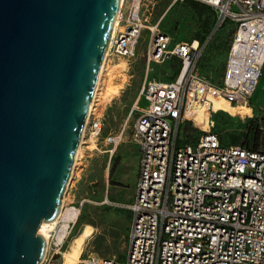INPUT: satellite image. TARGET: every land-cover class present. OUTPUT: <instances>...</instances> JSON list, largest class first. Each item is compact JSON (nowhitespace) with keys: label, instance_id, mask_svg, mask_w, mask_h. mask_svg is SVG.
Returning a JSON list of instances; mask_svg holds the SVG:
<instances>
[{"label":"built area","instance_id":"1","mask_svg":"<svg viewBox=\"0 0 264 264\" xmlns=\"http://www.w3.org/2000/svg\"><path fill=\"white\" fill-rule=\"evenodd\" d=\"M144 1L122 0L103 58L136 56L142 32L149 33L146 74L132 107L131 141L139 152L135 195L132 202L120 203L130 211L126 257L88 254L80 264H264V148L225 144L212 129L215 99L248 104L258 85L264 67V0H199L214 8L215 30L232 25L219 83L199 69L209 37L174 40L160 27L161 19L151 18ZM172 58L180 61L175 78L148 79L154 65ZM143 98L146 105L140 104ZM94 106L95 99L86 134L102 128ZM199 112L208 115L205 125L197 120ZM188 122L199 131L181 141L180 129ZM124 134L123 128L105 136L111 154ZM71 207L62 203L46 236L44 260L62 249L75 220L64 214Z\"/></svg>","mask_w":264,"mask_h":264},{"label":"water","instance_id":"2","mask_svg":"<svg viewBox=\"0 0 264 264\" xmlns=\"http://www.w3.org/2000/svg\"><path fill=\"white\" fill-rule=\"evenodd\" d=\"M122 0H0V264H41Z\"/></svg>","mask_w":264,"mask_h":264},{"label":"rangeland","instance_id":"3","mask_svg":"<svg viewBox=\"0 0 264 264\" xmlns=\"http://www.w3.org/2000/svg\"><path fill=\"white\" fill-rule=\"evenodd\" d=\"M144 2V7H148L155 18L161 19L160 27L168 31L174 40H188L197 33L204 37L208 33L203 29L205 20H210V31L215 26L211 12L199 14L187 4H172V0ZM230 28V24H227L216 30L201 58V73L216 83L221 81L226 67L232 35ZM148 42L149 33L144 31L138 40L136 56L126 59L111 55L103 61L93 108L94 115L102 121V128L99 134L85 133L73 174L70 173L65 190V205H74L79 214L68 228V236L62 249L56 254L49 252L47 259L41 264H61L71 249L74 238L86 226L91 228V234L85 238L83 251L76 264H80V260L88 254L115 256L119 259L126 257L130 211L120 205V202L128 201L127 195L132 193L138 169V152L131 141L136 115L135 111L132 112V107L146 74L143 53ZM171 67L173 64L168 61L154 65L148 79L168 81L174 78ZM147 103L145 98L140 102L141 105ZM246 105L248 107L243 109L223 98L215 99L214 107L219 110L213 114L212 129L221 134L224 142H239L249 137L256 142L255 135L258 134L256 145L264 148V111L256 108L253 95ZM207 118V113L197 114V120L204 125ZM123 128L124 137L111 154L105 136ZM198 131L199 128L187 123V127L180 129L181 141H184V137L192 140L194 133ZM116 159L118 163L110 173ZM112 183L117 186H111Z\"/></svg>","mask_w":264,"mask_h":264},{"label":"crops","instance_id":"4","mask_svg":"<svg viewBox=\"0 0 264 264\" xmlns=\"http://www.w3.org/2000/svg\"><path fill=\"white\" fill-rule=\"evenodd\" d=\"M197 2H199L198 4L202 7V12L200 13L199 11H197L199 14H203V13H205V12H211V13H213V16H214V22H215V20H216V12H215V10H214V8L213 7H211L210 5H208V4H206V3H203V2H201V1H199V0H196ZM179 3H184V4H187L186 2H185V0H183V1H178ZM178 2H174V0H172V4H174V3H178ZM188 6H189V4H187ZM192 9H193V7H191ZM194 10V9H193ZM196 11V10H195ZM151 18L153 19V20H157V19H160V18H155L154 16H153V13H152V15H151ZM227 24H230V23H227ZM227 24H225V25H227ZM224 26V25H223ZM223 26H221V27H223ZM230 29H232V25L230 24ZM220 28V27H219ZM218 28V29H219ZM217 30V29H216ZM216 30H215V26H214V28H212L211 29V31H210V28H209V30L207 31L208 33L202 38V37H199V38H196V37H194L193 36V38H190V39H188V40H191V39H197V40H205L207 37H209V41H210V39L213 37V34H215V32H216ZM232 32V31H231ZM198 34V33H197ZM232 36V35H231ZM208 41V42H209ZM231 41V40H230ZM229 46H230V43H229ZM228 50H229V48H228ZM228 54V53H227ZM178 59H176V58H172L171 60H169L168 62L169 63H172L173 64V67H171V69H172V72H171V75H173V74H175L174 75V78L177 76V74H178V72H179V69H180V66H179V63H178V65H177V62L179 61H177ZM201 64H202V59L200 60V63H199V69H200V71H201ZM173 79V78H172ZM171 80V79H170ZM253 103H254V105L256 106V108L257 109H259V110H262V111H264V67H263V70H262V74H261V76H260V79H259V82H258V85H257V87H256V89H255V91H254V94H253ZM219 109H217L215 112H217ZM215 112H213V114L215 113ZM189 123V122H188ZM191 126H192V124L191 123H189ZM186 125V124H185ZM193 127V126H192ZM216 131V130H215ZM218 132V131H217ZM218 134H219V136H220V139H221V141L223 142V143H225V144H254V145H256V142L254 141V138H252V137H249L247 140H242V141H239V142H236V141H233V142H224L223 141V139H222V137H221V134L218 132ZM133 143V142H132ZM134 144V143H133ZM135 145V144H134ZM256 146H258V145H256ZM135 147H136V145H135ZM259 147H261V146H259ZM136 150H137V147H136ZM137 152H138V150H137ZM125 162V161H124ZM123 162V163H124ZM138 167H139V152H138ZM137 174H138V169H137V172H136V177H135V179H134V183H133V189H132V193L131 194H129V195H127V198H128V201H125V202H123V203H130V202H132L133 201V199H134V195H135V184H136V179H137ZM111 186H117V184H110ZM129 186H130V180H129ZM120 203H122V202H120Z\"/></svg>","mask_w":264,"mask_h":264},{"label":"bare ground","instance_id":"5","mask_svg":"<svg viewBox=\"0 0 264 264\" xmlns=\"http://www.w3.org/2000/svg\"><path fill=\"white\" fill-rule=\"evenodd\" d=\"M116 23H117V20H116V22L114 24L112 33H113L114 29H115ZM102 70H101V73H102ZM101 73H99L100 76L98 77V81H97L96 88H95V91H94V95H93V99H92L93 101L95 99L96 92H97V89H98V86H99ZM93 101H92V104L90 105V109H89V112H88L86 120H85V125H84L83 132H82V135H81V138H80V142H79V145H78L76 153H75V159H74L75 162L73 163L71 175L73 174V171H74V168H75V163L77 161V157H78L79 151H80L82 143L84 141V136H85L86 129H87V122H88V120L90 118V111L92 110ZM234 105L236 107H238V108H243V109L248 107V105H246V104H234ZM67 187H68V183H67L66 189H67ZM64 199H65V193H64V196H63V202H64ZM64 214H65L66 218H68V219H75L76 217H78L79 210L77 208L71 207L69 210H66L64 212ZM57 218H55L53 221H50V222H42L40 227H39V230L45 236H47L49 229L52 228L55 225V223L57 222ZM66 227H67V224L64 225V229H66ZM90 229L87 226L84 227V229L81 231V233L74 238V241H73V244L71 246V249H69L66 257L63 258V261L61 262V264H76L77 263L78 257L83 251V242H84L85 238L88 237L91 234V230Z\"/></svg>","mask_w":264,"mask_h":264},{"label":"trees","instance_id":"6","mask_svg":"<svg viewBox=\"0 0 264 264\" xmlns=\"http://www.w3.org/2000/svg\"><path fill=\"white\" fill-rule=\"evenodd\" d=\"M185 2L187 4H189L190 7H193L194 10L199 11L200 13L202 12V10H201L202 7L198 4L199 2H197L196 0H185ZM209 28H210V20H205L204 21V25H203V29L205 31H208ZM194 37H196V38L202 37L203 38V36H201L199 34H195ZM178 63H179V66H180V61L177 62V65H178ZM255 139H256V144H258V140H259V135L258 134L255 135ZM117 163H118V160L116 159L114 161L113 165L110 168V173H112L114 171V168L116 167Z\"/></svg>","mask_w":264,"mask_h":264}]
</instances>
